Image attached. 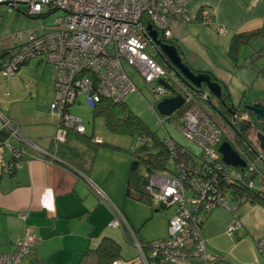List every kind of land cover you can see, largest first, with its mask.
I'll use <instances>...</instances> for the list:
<instances>
[{
	"label": "built area",
	"instance_id": "2783aa9c",
	"mask_svg": "<svg viewBox=\"0 0 264 264\" xmlns=\"http://www.w3.org/2000/svg\"><path fill=\"white\" fill-rule=\"evenodd\" d=\"M190 1L0 0V5L6 4L4 6L9 13L15 11L32 17H43L59 12L54 24L44 34L29 35L25 44L11 51L9 57L0 62V77H13L19 67L32 58H44L53 66L56 93L50 112L59 118L52 139L53 148L56 150L59 144L66 142L69 132L85 133L82 121L68 110L79 99L92 109L103 99L119 103L137 91L124 70V62L137 71L145 83L153 84V96L158 102L176 95L184 98L185 103L181 108L184 113L179 122H171V125L197 146L206 159L214 164L215 171H219L226 166L218 153L225 133L203 106L211 100V94L205 89L195 93L180 86L169 70L146 53L148 45L154 46L156 51L159 50L153 45L147 27L151 26L156 30L158 39L162 42L172 40L176 36V30L191 23L195 17L186 9ZM199 17L202 24L213 26L218 36L225 35L224 26L211 23V12L203 9ZM161 79L171 87L173 94L169 95L170 91L159 84ZM153 110L159 124L164 128L165 118L158 115L155 107ZM13 140L21 144L29 143L21 134L18 125L0 112V175L7 173L12 165L15 169L20 168V163L12 164L10 158L18 159L25 155L24 146L16 149L12 144ZM146 141L148 138L145 136L136 140L137 145ZM167 144L170 149H175L170 140ZM6 148L9 149L7 157ZM48 156L55 159L53 153H48ZM173 156H176L175 152ZM174 157L170 160L171 163L175 162ZM177 168L176 176L170 172H160L153 174L148 180L147 191L152 204L174 210L168 221V237L152 245V256H159L158 264L195 259L199 264H214L216 257L206 253L202 230L197 224L195 214L200 210L209 211L216 206L233 213L236 212L235 203H227L230 196L227 188L215 190L213 182L216 177L204 180L195 171L185 169L182 162L177 164ZM97 192L103 200L110 202L101 190L97 189ZM190 194L193 197L188 196ZM114 211L117 217H121L118 208L114 207ZM19 217L24 218L25 215L20 214ZM119 224L120 219L115 218L110 227L117 228ZM240 229V222L234 219L227 228V234L232 236ZM34 243L31 229L25 228L14 243V250L0 254V264H23V259L27 257ZM256 245L264 257V236ZM136 246L140 250L139 261L149 264L140 247ZM113 264L124 263L115 261Z\"/></svg>",
	"mask_w": 264,
	"mask_h": 264
},
{
	"label": "crops",
	"instance_id": "0c3cea01",
	"mask_svg": "<svg viewBox=\"0 0 264 264\" xmlns=\"http://www.w3.org/2000/svg\"><path fill=\"white\" fill-rule=\"evenodd\" d=\"M201 8L211 12V23L224 26L226 33L220 37L213 26L196 21L178 28L172 41L184 62L193 70L211 72L228 89L229 76L241 67L238 58L243 49L242 67L252 68L257 76L256 63L264 59V0H191L186 9L191 16H196ZM243 33L253 35L247 44L241 45L233 64L228 57L229 44L233 36ZM54 91L56 93L55 86ZM82 101L79 99L76 103ZM68 110L70 113V107ZM58 122L56 115L46 123L15 122L34 150H26L23 143L13 144L25 148L20 168L12 175L0 177V254L12 252L24 229L30 228L35 238L30 248L33 264H39L44 257H47L45 264L71 263L86 249L94 248L103 236L120 243L125 259L136 257L140 254L139 248L124 241L121 229L109 227L114 220V207L120 208L129 160L124 159L122 166L116 169L102 165L89 169L88 173L61 159L54 161L48 153H51ZM48 129L52 134L45 135ZM97 189L110 202L103 200ZM247 204V207L239 206L238 215H233L241 224L234 236L227 234L232 223L225 212H222L225 216L219 218L214 211L204 220L202 236L206 253L219 258L214 264H264V257L256 245L264 236V206ZM121 210L126 220L124 227L135 231L134 220L126 214L124 207ZM248 211L252 213L251 219ZM20 214L25 217L20 218Z\"/></svg>",
	"mask_w": 264,
	"mask_h": 264
},
{
	"label": "rangeland",
	"instance_id": "374dc122",
	"mask_svg": "<svg viewBox=\"0 0 264 264\" xmlns=\"http://www.w3.org/2000/svg\"><path fill=\"white\" fill-rule=\"evenodd\" d=\"M58 16L59 12H55L43 16L42 18H35L27 16L22 12L17 13L13 11L9 13L6 6L0 5V50L4 49L11 52L25 44L29 35L35 34L36 36H40L44 34L47 28L54 24V20ZM146 53L156 58L157 61L160 59L157 56L156 49L152 45L147 46ZM243 53L244 51L242 49L238 58V64L241 65V67L237 69V73L234 72V74L230 75L228 78V93L231 96L232 102L236 105H239L241 101L246 102V105L250 103L264 104V78L256 76L252 68L242 67ZM231 62L233 63V61ZM256 64L257 68L264 67V59ZM123 67L137 89L135 93L125 97L123 103L134 115L141 119L149 130L157 133L161 138L168 135L179 146L186 148L193 155L196 163H199L201 151L197 146L192 144L171 124L165 122L164 128L159 124L157 115L152 107L155 105L152 93L153 84L145 83L140 74L124 62ZM169 72L171 71L169 70ZM251 72L254 73L252 74ZM244 74H246V76ZM53 75V66L48 64L44 58L38 57L23 63L13 77H0V112L13 122L32 121L35 123H46L47 120L52 119L54 114L50 112L49 107L50 100H52L55 93L52 81ZM211 98L214 101V97ZM203 106L222 127L225 137L231 140L233 138L231 130L225 127L220 120H217L215 112L207 106L206 103L203 104ZM239 107L243 110L242 106ZM70 113L82 121L86 130V137H93L94 140L103 142L102 147L98 149L94 157L92 167H90L91 157L93 156L92 152L86 144L78 142V137L76 135H73V139H71L70 142L77 148L79 153L83 154L82 158L85 161V169H92L93 167L96 168L102 165L104 167L111 166L116 169L122 166L121 162H123L124 159H126L125 161L129 160L130 167L132 158L129 151L136 149L137 137L111 133L105 126L104 119L101 117H94L92 109L89 108L84 101H82L81 104L76 103L70 106ZM164 118L166 119V117ZM176 125L179 126L178 124ZM244 125L247 126V123H244ZM49 127L51 126L49 125ZM38 128L40 127H37V129ZM35 129L36 127H33V130ZM247 131L251 139L255 142V145L258 146L256 138L258 132L256 129H247ZM50 133L51 129H48L45 135ZM261 133L264 134V132ZM27 139L28 138H26V140ZM13 141L12 144L17 143ZM25 148L26 150H34L30 144H26ZM8 154L9 149L6 148L5 157H7ZM253 163L260 171V174L258 173L252 180L253 185L255 188L264 191V163L257 157L253 160ZM227 203L231 205L230 201H227ZM247 206H249V204L244 203L240 207L243 208ZM122 207H124L126 214L134 220V226L140 238L145 241H154L167 237L168 231L166 229V224L174 214L173 208L162 209L159 212H155V210L158 209L151 208V206L145 202L126 199L125 189L120 209H122ZM241 208L240 211L242 210ZM214 211L216 215H219V218L224 217L225 214L229 215L231 223L234 221V217L239 213V209H237L234 214H230L224 207H216ZM222 212H225V214ZM235 214L236 216H233ZM247 214L251 219V211H248ZM32 257L33 253L30 250L27 257L23 259V264H27L28 260L30 264H33L31 262ZM46 258L47 257L40 259L39 264H45ZM76 261L74 260L71 264H76Z\"/></svg>",
	"mask_w": 264,
	"mask_h": 264
},
{
	"label": "trees",
	"instance_id": "16d2710c",
	"mask_svg": "<svg viewBox=\"0 0 264 264\" xmlns=\"http://www.w3.org/2000/svg\"><path fill=\"white\" fill-rule=\"evenodd\" d=\"M203 9L204 8L200 9L199 13L194 17L192 22L196 21L201 23L199 14ZM17 13H21V12H17ZM35 18H42V16H36ZM252 35L253 34L243 33V34L235 35L231 38L228 48V57L232 59V61L236 60L237 52L241 47V45L247 44L250 38L252 37ZM166 42L168 44H172L177 47V45L172 40H167ZM177 50L181 55V52L178 47ZM258 53H260V51ZM155 60L157 61L156 58ZM157 62L161 64L164 68L169 70L167 66H164L162 60L161 61L158 60ZM193 72H195L196 74L207 73L213 81L218 82L223 88L222 101L232 103V99L230 94L228 93V89L211 72L196 71V70H193ZM257 76L264 78V67L258 68ZM178 82L180 86L187 88L179 80ZM204 88L205 87L202 86V89ZM187 89L190 90L189 88ZM173 93L174 91L171 90L169 92V95ZM211 102H212V98H211ZM157 103L158 101L155 100V105ZM246 104H247L246 102L241 101L239 105L236 106L237 107L242 106L243 108L242 112L250 115L252 120V122L250 123L251 124L250 129L255 128L257 132H264V122L261 123L257 122L253 114L245 109ZM155 105H153L152 107H155ZM92 111L94 117H101L104 119L105 126L113 134L129 136V137H137V138L145 136L146 138H148V141L144 142L143 144L137 145L135 150L129 151L132 161L130 163V167L128 168L127 177H126V184H125L126 199L128 198L135 201L145 202L146 204L151 206V208L158 209L155 210V212H159L162 209H168L163 205L154 206L152 204L151 198L147 191L148 180L150 176L160 172H170L171 174H173V176H176L178 173L177 164L182 162L185 169H190L191 171H195L197 175L204 180L206 179L209 180L212 177H216L215 182H213V187L215 188V190H218L219 188L222 187L227 188L229 190V195H230L227 201H230L231 203H235L236 210L238 209L239 206H241L244 203H251V204L257 203L264 206V191L255 188L252 181L258 173L260 174V171L254 165L253 160L257 157L259 160H261L262 163H264V158H262L259 147L255 145V142L251 139L250 134L247 130L241 132L240 133L241 135L237 133L234 135L233 132L235 130H233V127L223 122L225 127H228L230 130H233V132L231 131L233 134V138L230 140L226 137H223L222 143L225 141L230 142L234 150L237 151L238 154L241 156V158H243V160L247 163V166L243 169H235L226 165L221 170L215 171L213 167L214 164L206 159V157L204 156L201 150H200L201 151L200 162L196 163V161L193 158V155L186 148H183L179 146L177 143H175L168 135L164 138H161L157 135V133L149 130L146 127V125L141 121V119H139L136 115H134L131 112V110L123 103V101L119 103H114L112 101L103 99L98 104H96L94 108H92ZM183 113H184V109H181L177 111L175 115L166 118L165 122L169 124H171V122L174 123L175 121L179 122V119L182 117ZM73 135H76L78 137V142L81 144L82 143L86 144L90 149V151L92 152L93 156L91 157V162H90V167H92L94 162V157L98 149L102 147L103 142L96 141L94 140L93 137L88 138L86 137L85 133L77 134L74 132H69L66 142L59 144L56 150H54L53 148V143L51 144L50 152L55 155L54 161H58V159H61L65 163L71 165L73 168L88 173L89 169L84 168L85 161L82 158L83 154L79 153L77 148L73 146L70 142L71 139H73ZM168 140H170L173 143L175 147L174 150L168 147L167 144ZM16 149H18V147H16ZM181 150L183 152H181ZM174 152L176 154L175 157L173 156ZM173 157L175 159V162L171 163L170 160ZM21 160H22V156L18 159L10 158V162L12 164L17 162L20 163L21 165ZM16 170L17 169L14 168V165H12L9 171L5 174H1L0 177L4 175H12ZM210 171H212V173H209ZM193 175L194 174H192V176ZM249 184H252V186L249 187ZM210 192L213 193V191L211 190ZM188 196L193 197L192 194ZM214 209H211L209 211L200 210L197 212V214H195V217L197 216V224L201 228V230L204 224V220L207 217H209V215L214 211ZM118 210L121 214V217H117L114 211V219L115 218L120 219V224L117 228L122 230L124 241L127 244L132 243L138 245L141 249L142 254L145 256L149 264H158L159 256L158 257L152 256L153 254L152 245L156 242H160L167 239L168 235L167 237L160 240L145 241L139 237L138 232H136V230L132 231L131 227H124V224H126L124 213L120 208ZM234 213L235 212H233L232 214ZM234 219H237L239 221L238 217H234ZM234 234L232 236H234ZM215 257H216L215 260L216 262L219 258L217 256ZM139 258H140V254H138L136 257L125 259L122 256V248L120 243H118L112 237L103 236L100 238L98 244L94 248H88L81 253L79 259L76 261L77 262L76 264H113L115 261H123L124 264H142V262L139 261ZM190 261L197 262L199 264V262L196 259ZM167 263H172V262H166L165 264Z\"/></svg>",
	"mask_w": 264,
	"mask_h": 264
},
{
	"label": "water",
	"instance_id": "95a60500",
	"mask_svg": "<svg viewBox=\"0 0 264 264\" xmlns=\"http://www.w3.org/2000/svg\"><path fill=\"white\" fill-rule=\"evenodd\" d=\"M147 31L152 39L153 45L159 48V50H157V56L184 86L195 93H199V90L204 86L211 96L218 101H222L223 88L218 82L213 81L207 73L196 74L193 72V70L185 64L175 45L167 44L159 40L158 32L153 30L151 26L147 27ZM159 84H161L166 90H171V87L164 80H159ZM184 103L185 100L181 95L167 97L155 105V111L160 116L170 117L174 112L181 109ZM207 105L212 110H215L211 100L207 102ZM245 109L253 114L257 122H264V105L259 103L249 104L245 105ZM240 126L241 131L247 130L248 126H245L244 124H240ZM256 138L259 150L262 152V155H264V134L258 132ZM218 153L225 165L235 169H243L246 167V162L240 157L238 152L234 150L230 142L225 141L221 143L218 147Z\"/></svg>",
	"mask_w": 264,
	"mask_h": 264
},
{
	"label": "flooded vegetation",
	"instance_id": "af4514ba",
	"mask_svg": "<svg viewBox=\"0 0 264 264\" xmlns=\"http://www.w3.org/2000/svg\"><path fill=\"white\" fill-rule=\"evenodd\" d=\"M10 55V51L1 49L0 50V62L5 60L7 57H9ZM159 61H161L160 59H158ZM173 76L175 79H177L174 75V73L172 72ZM178 81V79H177ZM171 91V90H169ZM213 105L215 106V110H213L215 112V116L217 118V120H220L222 123L225 122V124H229L233 127V130H235L233 132V130H231L233 132V134L235 135L236 133L241 135V126L240 124H244L247 123V129L250 130L251 127V117L250 115H248L247 113L242 112V109L240 107H237L236 104L234 103H228L225 101H216L214 99V101L212 100ZM259 146V145H258ZM260 154L262 155V152L260 151ZM262 158H264V155H262Z\"/></svg>",
	"mask_w": 264,
	"mask_h": 264
}]
</instances>
